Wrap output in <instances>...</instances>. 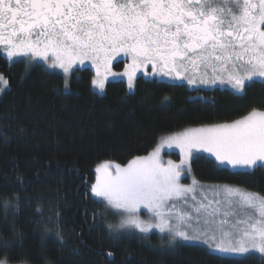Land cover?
Here are the masks:
<instances>
[{"label": "trees", "instance_id": "trees-1", "mask_svg": "<svg viewBox=\"0 0 264 264\" xmlns=\"http://www.w3.org/2000/svg\"><path fill=\"white\" fill-rule=\"evenodd\" d=\"M124 64L119 61L116 66ZM0 72L8 81L0 98V234L4 237L0 260L8 264H264L259 253L234 257L196 243L168 246L166 238L161 248L155 232L113 233L108 225L117 222L110 206L90 193L103 161L128 163L154 150L168 134L230 123L252 110H264V79L247 83L241 94L222 87L191 89L187 83L141 75L134 90L119 80L109 81L100 93L93 85L96 74L91 67L77 68L68 78L44 63L12 61L1 50ZM191 169L199 181L235 184L264 194V166L235 170L199 154L193 157ZM5 200L18 203V209L6 211Z\"/></svg>", "mask_w": 264, "mask_h": 264}, {"label": "snow or ice", "instance_id": "snow-or-ice-1", "mask_svg": "<svg viewBox=\"0 0 264 264\" xmlns=\"http://www.w3.org/2000/svg\"><path fill=\"white\" fill-rule=\"evenodd\" d=\"M0 46L9 57L31 54L47 60L51 52L52 66L65 73L75 62L91 59L98 65L102 60L107 74L114 56L130 53L132 63L124 73L129 88L134 87L135 72L145 64L160 65L161 76L181 77L185 60L209 64L214 60L227 73L231 88L242 94L246 81L264 79V0H0ZM93 83L101 90L105 87L104 78ZM164 142L182 149L180 164L169 160L167 166L161 165L157 147L147 158L138 157L126 167L115 165V175L107 163L97 168L102 178L90 193L103 198L117 214H129L108 228L118 233L128 225L145 236L155 228L167 235L168 246L200 241L220 253L264 254V194L208 185L213 196L223 194L222 200L210 201L205 186L195 179L190 186L180 183L181 165L192 159L193 149L203 148L234 169H251L258 162L264 166V111L252 110L233 123L188 130ZM188 198L193 201L187 205L191 212L175 204L168 207L170 200L187 204ZM141 206L151 211L156 223L139 219ZM3 207L18 209L19 204L5 200ZM237 208L248 210L246 219L229 224L227 217L235 216ZM56 234L62 242L58 228ZM164 244L161 238V248Z\"/></svg>", "mask_w": 264, "mask_h": 264}, {"label": "rangeland", "instance_id": "rangeland-1", "mask_svg": "<svg viewBox=\"0 0 264 264\" xmlns=\"http://www.w3.org/2000/svg\"><path fill=\"white\" fill-rule=\"evenodd\" d=\"M221 6H223V5H221ZM227 6L228 7H232L231 4H229ZM33 39H35V37ZM0 50L5 56H7L6 51L4 50L3 47H0ZM7 57L10 58V60H12V61H16V60H20V59H29V60H33L34 62L44 63L50 69L58 70L61 73H63V75L65 74V76H67L68 78L70 77V75L73 72H75V70L77 68L91 67L94 70V73L96 74L94 80H96L98 78H104L105 87L102 90L99 89L93 83V85L95 87V90L97 92L99 91L100 93H104L106 91V87H107L106 84L109 81L124 80L127 83L128 78H127V75H125L124 73L129 68V65L132 63L131 54L130 53L129 54H125V53L121 52V53H119L118 55L114 56L111 59V62H110L111 71L109 73H107V74H105V70H104V66H103V61L102 60L100 61L99 65H98L97 63L93 62V60H91V59H85L83 61V63H80L79 61L75 62L72 65V68L70 69V71L68 73H65L64 70L59 68L58 66H56V67L52 66L53 54L51 52L48 53V57L49 58L47 60H45L42 57H32L31 54L27 55V56L21 55V56H17V57H9V56H7ZM119 61H125V64L122 67H117L116 65L118 64ZM183 63H184V68L181 70L182 71V76L181 77L161 76L159 74L160 65H155L154 66L152 64H145V65L141 66L139 69H137V71L135 72L134 80H133L134 87L133 88H129V89L130 90H134L136 88V85H137L136 84V80L141 75H144V76H146L147 78H150V79L158 78V79H161V80L165 79V80L172 81V82L176 81V82L187 83L191 89H196V88H201V89H207L208 88V89H211V88H218V87L232 89L231 86L227 83V73H224V72L218 71V70L213 72V70L211 68H209V67H206V68H200L199 66L196 67L195 63H192L191 61H188V60H185ZM229 70H231V69H229ZM111 73H117L119 75L113 76ZM0 75H2L1 72H0ZM261 79L262 78L256 77L253 80H261ZM5 80L7 81V79L4 76H3V80H0V98L3 96V94L5 93V91L8 88V83L5 84L3 82ZM221 80H224L225 82L221 83ZM213 81H215V82H213ZM247 83H249V82L246 81V84ZM232 90H234V89H232ZM257 111H261V110H257ZM262 111H264V110H262ZM233 122H235V121H231L230 123H233ZM230 123L208 124V125H202V126H197V127H188L187 129H184V130H181V131H177L176 133H173V134L166 135L155 146V149L157 147L160 148V152H159V156H158L159 163L161 165H163V166H167V162L170 160L174 164H180V162L184 159L183 151L177 144L172 143L171 145H169L168 143L164 142V141L167 140V138L169 136L177 135L179 133L186 132L188 130H194V129H200V128H210V127H214V126H218V125H222V124H230ZM155 149L152 150L151 152L147 153V154H144V156H138V157L139 158H147V157H149L151 155V153L153 151H155ZM199 154H205V155H207L209 157H213L220 165H222L217 160V158L214 156V154L209 153L207 150H205L203 148L193 149L192 150V159L188 162L187 165H181L180 183L182 185L190 186L191 183H192V180L195 179V177H194V175L192 173V169H191V162L193 160V157L195 155H199ZM138 157H135L132 160H134V159H136ZM130 162L120 164V163H118L116 161H103V162H101V164L97 168H99L101 165L107 163V164L110 165L109 172H111L112 175H115L116 174L115 173V165L119 164L121 167H126ZM223 166H225V165H223ZM257 166H261L260 162H258L257 165L254 166L251 169L236 168L235 170H242V171L243 170H254V168L257 167ZM186 167L190 168V171H188V172L184 171V169ZM225 167L234 169L230 165L225 166ZM97 168H96L97 175H96V179H95L93 184H95L98 179L102 178V172H98ZM195 180L198 181L199 184H202V185L205 186L203 191L207 194L208 200H210V201L222 200L223 199V194L221 193L219 195L213 196L212 195V191H210L209 188L207 187L208 185H221V186L222 185H229V186H234V187H240V186L235 185V184L231 185V184L223 183V182L222 183H215V182L207 183V182L199 181L197 179H195ZM245 189H247V188H245ZM200 191H201V189L197 188V192H196V199L197 200L201 199ZM96 198L101 200V201L103 200V198H100V197H96ZM104 202L106 203V201H104ZM173 204H175L177 208H179V209H181L183 211L191 212V209L188 208L187 205L193 204V201H192L191 198H188L187 204L185 203L184 200H170V201H168V207L169 208ZM111 211L114 213V216L116 217V221L115 222H117V225H119L122 222V220L126 219L128 217V215H129L128 213L117 214L115 212V210H111ZM235 211L237 213L235 216L227 217V220H228L229 224H235L238 220L246 219V215L244 213L246 211H248V210H241V209L237 208V209H235ZM248 214H250V212ZM136 215L139 217V219L143 220L145 223H153L154 224V223L157 222V220L154 218V216L151 213V211L149 209L145 208L144 206H141L139 212ZM218 219H225V218L224 217H218ZM171 222L173 224L176 223L175 219H172ZM240 226L242 227L243 225H240ZM121 230L123 232L134 231V232L140 233L138 229H135L134 227L128 226V225H126ZM153 232L157 233L158 236H160L161 238L168 239L167 235L160 233L158 229L153 228L150 233H153ZM181 242L196 243V244H200V245H205V246H207L209 248L208 245H206V244H204V243H202L200 241H177L176 243L178 244V243H181ZM215 252H217L219 254H222V255H229V256H234V257H236V256L244 257L245 256V255H241V254H225V253H220L218 251H215ZM252 253L258 254L259 252L255 251V250H252ZM259 254H261V253H259ZM261 255H264V254H261Z\"/></svg>", "mask_w": 264, "mask_h": 264}, {"label": "flooded vegetation", "instance_id": "flooded-vegetation-1", "mask_svg": "<svg viewBox=\"0 0 264 264\" xmlns=\"http://www.w3.org/2000/svg\"><path fill=\"white\" fill-rule=\"evenodd\" d=\"M34 38V37H33ZM0 47H2V46H0ZM28 55H30V54H28ZM196 65V67H200V68H206V67H209V68H211L212 70H213V67H215L216 68V70H218V71H221L220 70V68H221V66H220V64L218 63V62H216V61H211V64H209L208 62H201V61H196V63H195ZM229 69H231V66L229 65L228 66V70ZM222 72H224V71H222ZM224 73H226V72H224Z\"/></svg>", "mask_w": 264, "mask_h": 264}, {"label": "clouds", "instance_id": "clouds-1", "mask_svg": "<svg viewBox=\"0 0 264 264\" xmlns=\"http://www.w3.org/2000/svg\"><path fill=\"white\" fill-rule=\"evenodd\" d=\"M0 238H4V237L2 236V234H0Z\"/></svg>", "mask_w": 264, "mask_h": 264}, {"label": "water", "instance_id": "water-1", "mask_svg": "<svg viewBox=\"0 0 264 264\" xmlns=\"http://www.w3.org/2000/svg\"><path fill=\"white\" fill-rule=\"evenodd\" d=\"M113 256H112V254H111V258H112Z\"/></svg>", "mask_w": 264, "mask_h": 264}]
</instances>
